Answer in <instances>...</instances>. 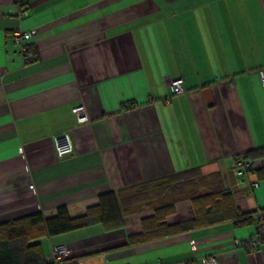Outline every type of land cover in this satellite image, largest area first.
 I'll return each mask as SVG.
<instances>
[{
	"label": "crops",
	"instance_id": "0c3cea01",
	"mask_svg": "<svg viewBox=\"0 0 264 264\" xmlns=\"http://www.w3.org/2000/svg\"><path fill=\"white\" fill-rule=\"evenodd\" d=\"M23 1L0 0L1 222L61 205L79 216L98 195L192 168L219 173L240 212L264 208V183L238 189L231 172L236 155L264 146V0ZM17 31L31 35L28 61ZM63 135L73 150L58 157ZM192 215L183 200L167 221ZM140 217L50 241L64 264H264V249L236 245L254 223L128 245Z\"/></svg>",
	"mask_w": 264,
	"mask_h": 264
},
{
	"label": "trees",
	"instance_id": "16d2710c",
	"mask_svg": "<svg viewBox=\"0 0 264 264\" xmlns=\"http://www.w3.org/2000/svg\"><path fill=\"white\" fill-rule=\"evenodd\" d=\"M18 4L22 6L24 1ZM245 155L252 162L256 178L264 181V146ZM183 200L190 203L192 217L169 223L175 204ZM255 213L240 212L219 173L204 175L199 168H192L127 190L98 195L96 202L79 216H71L68 207L61 205L49 217L38 211L1 222L0 264H50L42 249L43 239L94 225L116 231L123 228L125 215L141 216L139 231L127 236V244L135 245L224 222L237 227L255 224ZM64 262L65 258L61 264Z\"/></svg>",
	"mask_w": 264,
	"mask_h": 264
},
{
	"label": "built area",
	"instance_id": "2783aa9c",
	"mask_svg": "<svg viewBox=\"0 0 264 264\" xmlns=\"http://www.w3.org/2000/svg\"><path fill=\"white\" fill-rule=\"evenodd\" d=\"M31 38L27 32H14L13 39L15 42L21 44L23 42L21 53L24 61L30 60L33 55L28 46L24 44ZM262 87L264 88V68L258 72ZM169 87L175 94L183 93V81L181 78L171 80ZM73 113L77 118L79 124L88 121L84 107L78 106L73 109ZM55 151L58 157H66L72 153V143L67 135L57 137L54 140ZM231 172L234 178V186L238 189L252 190L259 184L255 178L252 170V162L247 159L245 154H238L234 157L231 167ZM256 232L253 236L242 240L240 243L236 242L237 247L247 249L249 252L261 251L264 249V210H257L254 215ZM66 248L64 246H52V252L48 254L50 264H61L66 255ZM63 264V263H62ZM202 264H217L215 257H207L203 260Z\"/></svg>",
	"mask_w": 264,
	"mask_h": 264
},
{
	"label": "rangeland",
	"instance_id": "374dc122",
	"mask_svg": "<svg viewBox=\"0 0 264 264\" xmlns=\"http://www.w3.org/2000/svg\"><path fill=\"white\" fill-rule=\"evenodd\" d=\"M259 181V180H258ZM259 183H264V181H259ZM18 218V217H17ZM12 220V219H11ZM1 222V221H0ZM3 222V221H2ZM42 244V249L44 248L45 249V253L46 254H50L52 252V244H51V241H50V238H45L42 240L41 242Z\"/></svg>",
	"mask_w": 264,
	"mask_h": 264
}]
</instances>
